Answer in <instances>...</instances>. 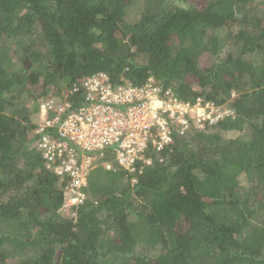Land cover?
Here are the masks:
<instances>
[{"label": "trees", "instance_id": "trees-1", "mask_svg": "<svg viewBox=\"0 0 264 264\" xmlns=\"http://www.w3.org/2000/svg\"><path fill=\"white\" fill-rule=\"evenodd\" d=\"M138 1L0 0V264H264V0H141L131 23ZM96 73L234 118L150 151L134 183L95 167L66 209L31 117Z\"/></svg>", "mask_w": 264, "mask_h": 264}, {"label": "built area", "instance_id": "built-area-1", "mask_svg": "<svg viewBox=\"0 0 264 264\" xmlns=\"http://www.w3.org/2000/svg\"><path fill=\"white\" fill-rule=\"evenodd\" d=\"M33 149L44 167L64 183V208L82 203L91 170L115 168L131 177L150 164L145 155L169 146L191 127L202 130L234 118L225 105L190 104L153 78L142 86L112 81L105 73L86 77L61 94L38 100Z\"/></svg>", "mask_w": 264, "mask_h": 264}, {"label": "rangeland", "instance_id": "rangeland-1", "mask_svg": "<svg viewBox=\"0 0 264 264\" xmlns=\"http://www.w3.org/2000/svg\"><path fill=\"white\" fill-rule=\"evenodd\" d=\"M206 4V0H197V1H188L186 4H181L179 6L181 7H186V6H195L196 8H203ZM142 5H143V2L140 0L134 4H131L128 9H127V16H126V19L127 21L131 22V23H134L140 16L141 14V11H142ZM220 35L223 34V31L219 33ZM13 60L15 63H17V55L16 53L13 54ZM201 67H207L208 64H207V61H204L201 63ZM30 107V105H29ZM32 121H34L35 123H37L39 121V118L37 117L36 114H34L32 117H31ZM238 135V133H235V132H229L225 135L226 138H234ZM240 180L242 182H244V178L243 176L240 177ZM67 209V208H66ZM65 213H67V211H65Z\"/></svg>", "mask_w": 264, "mask_h": 264}]
</instances>
